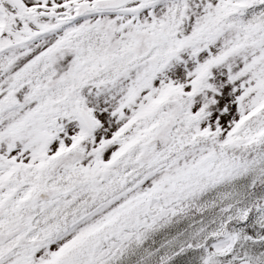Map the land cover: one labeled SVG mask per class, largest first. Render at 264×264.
<instances>
[{"label":"snow or ice","instance_id":"obj_1","mask_svg":"<svg viewBox=\"0 0 264 264\" xmlns=\"http://www.w3.org/2000/svg\"><path fill=\"white\" fill-rule=\"evenodd\" d=\"M0 264H264V0H0Z\"/></svg>","mask_w":264,"mask_h":264}]
</instances>
